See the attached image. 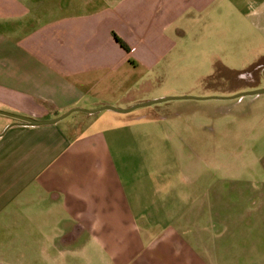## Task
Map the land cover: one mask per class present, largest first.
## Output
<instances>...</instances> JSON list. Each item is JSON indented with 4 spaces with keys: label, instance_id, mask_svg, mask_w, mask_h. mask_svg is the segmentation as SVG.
<instances>
[{
    "label": "crops",
    "instance_id": "obj_1",
    "mask_svg": "<svg viewBox=\"0 0 264 264\" xmlns=\"http://www.w3.org/2000/svg\"><path fill=\"white\" fill-rule=\"evenodd\" d=\"M218 1L0 0V110L39 121L84 110L69 123L6 130L11 118L0 130V264H264L263 160L241 182L251 186L244 201L235 185L234 196L217 186L215 224L200 198L173 216L177 197L153 175L132 191L113 152L144 117L119 133L94 120L131 78L161 66L181 21Z\"/></svg>",
    "mask_w": 264,
    "mask_h": 264
},
{
    "label": "rangeland",
    "instance_id": "obj_2",
    "mask_svg": "<svg viewBox=\"0 0 264 264\" xmlns=\"http://www.w3.org/2000/svg\"><path fill=\"white\" fill-rule=\"evenodd\" d=\"M68 5L66 0L64 7ZM178 28H182L176 34L178 45L161 66L137 82L131 78L112 95L117 105L110 108L127 111L174 100L125 114L105 110L94 120L104 119L101 125L119 133L135 117L143 116L138 134L124 131L123 144L113 149L132 191H143L145 177L153 175V185L162 188L168 201L177 197L173 216L200 198L209 206L208 222L215 224L219 211L212 208L217 205V186L234 196L235 185L240 194L245 192L237 200L244 201L251 186L241 182L252 174L259 176V160L264 161V94L239 97L264 90V0H221L181 21ZM81 117L84 114L74 113L62 123ZM10 120L0 115V130ZM148 123L151 126H145ZM236 177H241L240 184H234ZM146 213L155 217L157 211Z\"/></svg>",
    "mask_w": 264,
    "mask_h": 264
},
{
    "label": "water",
    "instance_id": "obj_3",
    "mask_svg": "<svg viewBox=\"0 0 264 264\" xmlns=\"http://www.w3.org/2000/svg\"><path fill=\"white\" fill-rule=\"evenodd\" d=\"M261 94H264V90H260V91L252 92V93H245V94L240 95L239 97H245V96H248V95H261ZM170 100H174V99H162V100L150 102L148 104L141 105V106L135 107V108L127 110V111L115 110V109L110 108V107H107L106 109L114 111V112L125 114V113H131L134 110H136L138 108H141V107L151 106V105H154V104H160V103H164V102L170 101ZM82 111H84V110L75 109L72 112H69V113H67V114H65V115H63V116H61V117H59V118H57L55 120H51V121H39V120H36V119H33V118L22 117V116H18V115H12V114H8V113H5V112H0V115L8 116V117H11V118L16 119V120L19 121L18 123H14V124L10 125L6 129V130H8L9 128H11L13 126L41 127V126L57 125L58 123L62 122L66 118H68L73 112H82ZM6 130H5V132H6ZM3 134L0 135V138L3 136Z\"/></svg>",
    "mask_w": 264,
    "mask_h": 264
},
{
    "label": "trees",
    "instance_id": "obj_4",
    "mask_svg": "<svg viewBox=\"0 0 264 264\" xmlns=\"http://www.w3.org/2000/svg\"><path fill=\"white\" fill-rule=\"evenodd\" d=\"M115 39L117 40V42L128 52H130V48L129 46L121 39L119 38L116 34H114Z\"/></svg>",
    "mask_w": 264,
    "mask_h": 264
}]
</instances>
